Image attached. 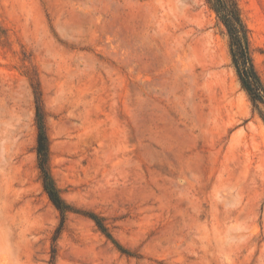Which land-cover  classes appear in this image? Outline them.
Returning a JSON list of instances; mask_svg holds the SVG:
<instances>
[{"label":"rangeland","instance_id":"obj_1","mask_svg":"<svg viewBox=\"0 0 264 264\" xmlns=\"http://www.w3.org/2000/svg\"><path fill=\"white\" fill-rule=\"evenodd\" d=\"M0 264H264V107L205 0H0Z\"/></svg>","mask_w":264,"mask_h":264},{"label":"trees","instance_id":"obj_2","mask_svg":"<svg viewBox=\"0 0 264 264\" xmlns=\"http://www.w3.org/2000/svg\"><path fill=\"white\" fill-rule=\"evenodd\" d=\"M205 1L225 30L228 39V53L231 67L241 89L246 93L253 108L259 109L264 107V82L254 65L249 30L242 19L237 0ZM34 122L37 131L36 153L42 187L49 201L59 212L61 220H63L64 215L69 211V208L61 199L59 191L55 187L49 172L48 139L45 131V115L40 105H36L35 107ZM94 221L101 231H105V228L98 220L94 219Z\"/></svg>","mask_w":264,"mask_h":264},{"label":"bare ground","instance_id":"obj_3","mask_svg":"<svg viewBox=\"0 0 264 264\" xmlns=\"http://www.w3.org/2000/svg\"><path fill=\"white\" fill-rule=\"evenodd\" d=\"M129 1V0H128ZM117 2V1H116ZM131 2V1H130ZM133 2H135V1H133ZM133 2H131V3H133ZM129 3V2H128ZM131 3H130V6H131ZM144 4H146V3H144ZM154 4V3H153ZM101 5V4H100ZM111 5V4H110ZM115 5H117V4H115ZM127 5H129V4H127ZM134 5V4H133ZM148 7V6H147ZM153 7V6H152ZM89 8V7H88ZM88 8H85V9H88ZM116 8V7H115ZM118 8V7H117ZM144 8V7H143ZM146 8V7H145ZM90 9V8H89ZM93 9V8H92ZM153 9V8H152ZM74 11V10H73ZM116 11V10H115ZM140 11V10H139ZM142 11V10H141ZM144 11H145V9H144ZM145 13V12H144ZM154 13V12H153ZM146 14V13H145ZM149 14V13H148ZM155 16V15H154ZM133 17V16H132ZM140 20V19H139ZM135 21V20H134ZM151 21V20H150ZM93 24V23H92ZM98 24V23H97ZM142 24V23H141ZM129 25V24H128ZM131 26V25H130ZM145 26V25H144ZM155 26V25H154ZM158 26V25H157ZM163 26H167V25H163ZM134 27V26H133ZM115 28V27H114ZM135 28V27H134ZM160 28V27H159ZM152 29V28H151ZM163 30H165V29H163ZM158 31V30H157ZM155 33V32H154ZM144 34H145V32H144ZM147 34V33H146ZM159 34V33H158ZM166 34V33H165ZM164 35V34H163ZM140 37V36H139ZM155 37V36H154ZM149 40V39H148ZM147 41V40H146ZM151 43V42H150ZM162 43V42H161ZM165 43V42H164ZM155 44H157V43H155ZM168 44V43H167ZM146 45V44H145ZM155 48H157V47H155ZM169 49V48H168ZM149 50V49H148ZM169 51V50H168ZM160 52V51H159ZM143 55V54H142ZM162 56V55H161ZM173 56V55H172ZM167 58V57H166ZM129 59V58H128ZM162 59V58H161ZM169 59V58H168ZM168 63V62H167ZM166 65V64H165ZM175 66V65H174ZM178 67V66H177ZM176 67V68H177ZM139 68V67H138ZM162 68V67H161ZM95 70V69H94ZM189 70V69H188ZM109 71V70H108ZM114 71V70H113ZM112 71V72H113ZM148 71V70H147ZM150 71V70H149ZM89 72V71H88ZM162 72V71H161ZM183 72V71H182ZM111 73V72H110ZM115 73V72H114ZM188 73H189V71H188ZM108 74V73H107ZM113 75V74H112ZM182 76H183V74H181ZM185 76V75H184ZM119 77V76H118ZM110 79V78H109ZM118 80V79H117ZM113 81H114V79H113ZM103 82V81H102ZM117 82V81H116ZM119 82V81H118ZM115 84V83H114ZM182 84V83H181ZM116 85V84H115ZM114 85V86H115ZM120 85V84H119ZM122 85V84H121ZM174 85V84H173ZM180 85V84H179ZM186 86V85H185ZM120 87V86H119ZM181 87V86H180ZM165 88V87H164ZM163 89V88H162ZM164 91V90H163ZM175 95V94H174ZM170 96V95H169ZM145 101V100H144ZM145 103V102H144ZM149 103V102H148ZM179 104V103H178ZM155 106V105H154ZM153 106V107H154ZM156 107V106H155ZM150 110H151V108H150ZM152 111V110H151ZM154 113V112H153ZM155 115V114H154ZM157 117V116H156ZM161 118V117H160ZM159 119V118H158ZM158 122V121H157ZM166 122V121H165ZM153 124V123H152ZM151 124V125H152ZM156 126V125H155ZM143 127V126H142ZM152 128V127H151ZM156 128V127H155ZM169 128V127H168ZM170 129V128H169ZM147 130V129H146ZM151 130V129H150ZM172 131V130H171ZM174 135V134H173ZM180 135V134H179ZM171 136V135H170ZM192 141V140H191ZM188 142H190V140L188 141ZM192 144V143H191ZM193 145H194V142H193ZM178 148V147H177ZM187 158V157H186ZM183 162V161H182ZM182 166V165H181ZM194 166V165H193Z\"/></svg>","mask_w":264,"mask_h":264}]
</instances>
